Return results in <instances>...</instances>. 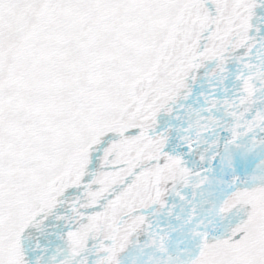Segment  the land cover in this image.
I'll use <instances>...</instances> for the list:
<instances>
[{"label": "snow or ice", "instance_id": "snow-or-ice-1", "mask_svg": "<svg viewBox=\"0 0 264 264\" xmlns=\"http://www.w3.org/2000/svg\"><path fill=\"white\" fill-rule=\"evenodd\" d=\"M0 264H264V0H0Z\"/></svg>", "mask_w": 264, "mask_h": 264}]
</instances>
